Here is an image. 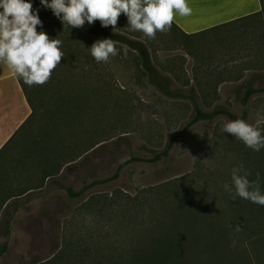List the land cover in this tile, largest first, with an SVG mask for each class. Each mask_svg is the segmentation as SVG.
<instances>
[{
	"label": "rangeland",
	"instance_id": "374dc122",
	"mask_svg": "<svg viewBox=\"0 0 264 264\" xmlns=\"http://www.w3.org/2000/svg\"><path fill=\"white\" fill-rule=\"evenodd\" d=\"M29 2L43 22L37 31L60 39L64 58L45 85L21 81L33 115L0 156V175L25 189L46 180L48 192L40 207L14 216L16 229L4 230L0 215V264H128L135 255L137 264H196L197 255L199 264H264V239L254 240L264 234V208L223 188L240 164L249 180L257 173L264 180V149L221 132L223 117L189 125V101L162 95L133 51L126 47L125 56L118 43L119 54L97 64L88 48L103 38L89 32L93 25L63 30L39 0ZM117 28L106 29L144 43L170 87L194 88L204 110L239 114L241 85L264 87V11L194 36L172 26L148 40L123 14ZM258 120L264 131V93L249 101L246 122ZM172 136L167 158L132 161L115 179L67 194L111 178L131 158L153 157ZM184 236H197L200 246L187 252Z\"/></svg>",
	"mask_w": 264,
	"mask_h": 264
},
{
	"label": "clouds",
	"instance_id": "9594fccd",
	"mask_svg": "<svg viewBox=\"0 0 264 264\" xmlns=\"http://www.w3.org/2000/svg\"><path fill=\"white\" fill-rule=\"evenodd\" d=\"M39 3L60 20L63 30L81 29L85 23L93 25L99 21L101 27L111 26L115 31L123 14L127 28L148 40L156 39L157 33L170 32L175 13L182 17L192 13L187 0H39ZM38 27H43L39 9H34L29 0H0V68L11 70L29 88L50 82L53 70L64 58L63 42L50 38L45 31H37ZM118 43L113 39H99L88 51L97 64L107 63L119 54ZM260 123V120L255 125L243 119L227 120L221 132L259 152L264 149ZM249 175L243 164L233 167L231 184L225 182L223 188L233 200L239 198L264 207L259 173L254 181L247 178ZM235 230L242 231L239 225Z\"/></svg>",
	"mask_w": 264,
	"mask_h": 264
},
{
	"label": "crops",
	"instance_id": "0c3cea01",
	"mask_svg": "<svg viewBox=\"0 0 264 264\" xmlns=\"http://www.w3.org/2000/svg\"><path fill=\"white\" fill-rule=\"evenodd\" d=\"M187 3L192 9L191 15L182 17L175 13L173 21L175 29L187 36L249 17L260 10L259 1L257 5L255 0H187ZM31 112L17 76L9 69L0 68V156L25 127ZM16 182L11 183L9 178L0 175V215H5L4 230L16 229L12 225L14 216L25 213L26 208L40 207L42 197L47 198L46 180L33 189H25L24 181H18L19 185Z\"/></svg>",
	"mask_w": 264,
	"mask_h": 264
},
{
	"label": "trees",
	"instance_id": "16d2710c",
	"mask_svg": "<svg viewBox=\"0 0 264 264\" xmlns=\"http://www.w3.org/2000/svg\"><path fill=\"white\" fill-rule=\"evenodd\" d=\"M258 1L260 4V10H259V12L255 13L251 16L259 15L262 11H264V1L263 0H258ZM242 19H244V18H242ZM173 27L175 28L174 25H173ZM89 32L93 35L100 36L103 39H113L114 41H118L119 44L127 46V48H129L131 51H133L140 61V67L144 71V73L146 74L148 82L152 86H154L162 95H164L165 97H167L169 99H187L189 101V103L191 104L192 113H193V117L189 121V125H193V124H196V123L202 122V121L212 122L213 120H215L218 117H223L226 120L243 119V120L247 121L250 99L258 93H264V87H254L252 81H246L241 85L242 86L241 87L242 94H241V97L239 99V104H240V113L239 114L233 113L232 111H230L228 108H226L224 106H215L211 110H204L201 107V105L198 103L196 91L194 88L191 87L188 89L187 93H184V91H182L180 89H172L170 87L169 80L162 77L160 75V73L158 72V70L153 66L149 51H148V49L144 43H142L141 41H138V40L130 39L128 37H125V36L117 34V33H113L111 31L107 30L106 28L101 27V24L99 21H96L93 24V26L89 29ZM185 36H187V35H185ZM18 80H19V83L21 84V87L25 93V96H26V98H27V100L31 106L29 97L24 90L22 82L20 79H18ZM31 110H32V106H31ZM32 115H33V110L29 116V120L32 117ZM175 140H176V137L172 136L168 140V142L166 143L164 149L159 153H155L153 155V157H151L149 159H134V158L132 159L131 158L125 162L120 163L118 165L115 173L113 174V176L111 178L101 180V181L90 182L89 184L84 185L78 192H74L69 187H67L65 190L70 197H78V196H81L86 190H88L89 188H91L93 186H96L98 184H101V183L115 179L116 177H118V172L125 165H127L128 163H130L132 161L136 160V161H144V162L154 163V162H157L159 160L165 159L168 157ZM256 179H257V176H255L250 181H254ZM262 179L263 178H261V179L259 178L260 186H264V180H262ZM245 201L246 200L241 201V199H240L239 202H245ZM239 202H238V204H239ZM263 208L264 207H262V209ZM263 239H264V234H258L257 236H255L254 240L257 243L259 240L261 241ZM200 240L201 239L197 238V236H195V237L192 236V237H189V241H187V239L184 236V239H181V243L183 246L182 248L187 250V252L189 251V249H193L196 246L198 248L200 246V245H198V243H200L199 242ZM5 251H6V246H2L1 252H5ZM199 257H200V255H197L196 259L194 260V261H196V264H199V262H200V261H198V260H200ZM138 261L139 260H138L137 256L135 255V257L133 256L132 260H130V262H128V264H137ZM109 264H122V262H117V261L113 260Z\"/></svg>",
	"mask_w": 264,
	"mask_h": 264
}]
</instances>
